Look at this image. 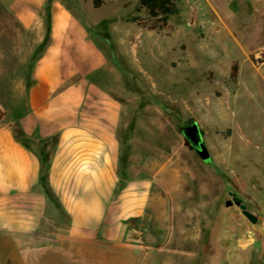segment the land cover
Returning <instances> with one entry per match:
<instances>
[{"label":"rangeland","instance_id":"1","mask_svg":"<svg viewBox=\"0 0 264 264\" xmlns=\"http://www.w3.org/2000/svg\"><path fill=\"white\" fill-rule=\"evenodd\" d=\"M175 1L165 23L139 0H0V127L52 157L57 135L32 97L39 79L68 81L84 92L78 120L107 114L120 142L98 229L70 231L42 183L29 198L0 194V264H264V0ZM191 117L209 162L185 140ZM132 189L145 211L122 223Z\"/></svg>","mask_w":264,"mask_h":264},{"label":"crops","instance_id":"2","mask_svg":"<svg viewBox=\"0 0 264 264\" xmlns=\"http://www.w3.org/2000/svg\"><path fill=\"white\" fill-rule=\"evenodd\" d=\"M50 81H36L32 97L35 114L52 125L47 137L57 135L56 149L49 158L48 181L70 216V231L98 229L109 213L107 202L117 182L118 158L111 152L120 142L104 121L107 114L97 120L83 113L86 116L78 120L76 113L85 99L82 85L65 81L59 87ZM48 89L46 96L41 94ZM41 172L37 151L17 139L11 127H0V194L29 198L40 193L36 188ZM119 199L116 208L122 223L132 216H143L146 204L139 192H123ZM117 264H124V259H118Z\"/></svg>","mask_w":264,"mask_h":264},{"label":"trees","instance_id":"3","mask_svg":"<svg viewBox=\"0 0 264 264\" xmlns=\"http://www.w3.org/2000/svg\"><path fill=\"white\" fill-rule=\"evenodd\" d=\"M104 2L105 0H93V4L95 7L101 6ZM139 3L140 6L147 11L150 17L163 20L165 23L170 16L180 13V8L175 0H139ZM238 69V64H235L232 68L233 77L237 76ZM194 120L195 119L192 117L189 118L187 120V125ZM40 159L42 163V174L40 183H42L47 188L46 190L54 194L55 192L52 190V187L50 186L48 181L50 171V159L44 156H40ZM122 186L124 187L125 184H123Z\"/></svg>","mask_w":264,"mask_h":264},{"label":"water","instance_id":"4","mask_svg":"<svg viewBox=\"0 0 264 264\" xmlns=\"http://www.w3.org/2000/svg\"><path fill=\"white\" fill-rule=\"evenodd\" d=\"M185 140L189 146L195 150L204 161H211L212 157L209 148L206 144L202 127L197 120L192 121L182 129ZM231 198L228 199L227 204H236L242 208L243 212L253 221L257 220L258 211L251 205L245 204L244 199L241 198L236 192L230 193Z\"/></svg>","mask_w":264,"mask_h":264},{"label":"built area","instance_id":"5","mask_svg":"<svg viewBox=\"0 0 264 264\" xmlns=\"http://www.w3.org/2000/svg\"><path fill=\"white\" fill-rule=\"evenodd\" d=\"M225 264H231V263H225Z\"/></svg>","mask_w":264,"mask_h":264}]
</instances>
